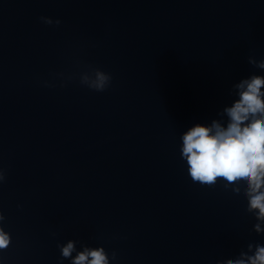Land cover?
Here are the masks:
<instances>
[{"label":"water","instance_id":"95a60500","mask_svg":"<svg viewBox=\"0 0 264 264\" xmlns=\"http://www.w3.org/2000/svg\"><path fill=\"white\" fill-rule=\"evenodd\" d=\"M250 55L264 59V0H0V264H60L68 240L111 264L264 245L244 196L193 183L180 154L184 131L223 120L233 85L264 75ZM91 67L107 90L80 84Z\"/></svg>","mask_w":264,"mask_h":264},{"label":"clouds","instance_id":"9594fccd","mask_svg":"<svg viewBox=\"0 0 264 264\" xmlns=\"http://www.w3.org/2000/svg\"><path fill=\"white\" fill-rule=\"evenodd\" d=\"M39 19L46 25L61 24L59 19L51 17ZM248 63L264 70V59L257 60L250 55ZM79 82L91 90L103 92L111 86L112 75L91 67L80 74ZM44 84L54 86L47 81ZM232 91L238 99L218 114L223 120L196 123L182 133L181 159L186 162L193 183L215 187L223 182L224 189L242 194L247 200L246 212L256 220L253 230L264 234V75L243 78L233 85ZM5 179V170L0 167V184ZM5 219L0 211V252L11 245V235L3 227ZM78 243L82 250H77ZM57 247L61 254L60 264L65 259L70 264H111L117 259L115 251L109 257L104 247H89L76 240L58 243ZM216 264H264V245L249 243L247 251L242 250L236 258L217 260Z\"/></svg>","mask_w":264,"mask_h":264}]
</instances>
